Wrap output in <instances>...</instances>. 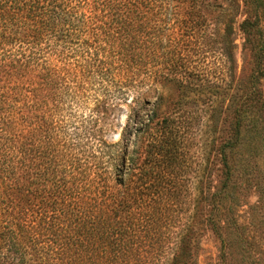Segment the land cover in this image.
I'll return each instance as SVG.
<instances>
[{
	"label": "trees",
	"instance_id": "1",
	"mask_svg": "<svg viewBox=\"0 0 264 264\" xmlns=\"http://www.w3.org/2000/svg\"><path fill=\"white\" fill-rule=\"evenodd\" d=\"M184 1L0 0V264L139 262L137 248L149 235L154 239L165 200L173 198L161 186L158 165L171 160L177 128L168 117L157 120L161 94L143 126L148 135L143 161L152 157L150 166L125 158L123 129L121 158L114 161L112 146L102 144L110 173L95 175L93 165L73 153L68 128L81 103L95 105L89 118L106 113L110 88L120 93L143 69L154 19L180 14ZM189 1L188 8H195L196 0ZM241 2L245 17L238 29L254 70L244 95L229 108L230 129L217 148L220 181L209 195L215 203L226 196L229 154L242 145L243 128L244 156L264 157V104L257 87L263 75L264 0ZM175 59L168 67L180 75L184 55L177 52ZM155 78L163 89L166 78ZM166 82L180 87L174 76ZM90 133L85 130L88 138ZM184 242L179 240L170 264H186Z\"/></svg>",
	"mask_w": 264,
	"mask_h": 264
},
{
	"label": "rangeland",
	"instance_id": "2",
	"mask_svg": "<svg viewBox=\"0 0 264 264\" xmlns=\"http://www.w3.org/2000/svg\"><path fill=\"white\" fill-rule=\"evenodd\" d=\"M241 1L196 0L195 8L189 9L190 1L185 0L180 14L154 19L156 28L163 30L152 28L153 43L144 52L143 69L125 81L120 93L110 88L106 113L100 111V103V112L89 118L95 105L81 103L76 122L68 128L75 139L73 153L88 160L95 175L110 173L100 153L102 144L112 146L108 151L114 161L121 158L123 129H129L123 134L125 158L131 155L134 164L150 166L152 157L143 161L148 142L143 126L161 94L157 120L168 117L177 128L171 160L165 157L158 165L161 186L173 198L165 200L157 237L148 233L151 240L137 248L136 264H170L182 239V251H188L186 264H264V157L260 152L244 156V128L242 145L229 154L232 173L226 196L221 203L209 200L219 186L217 148L230 129L229 108L244 95L254 70L238 29L245 17ZM260 26L264 56V15ZM177 52L184 55L180 75L168 67ZM262 72L257 87L264 104V59ZM158 74L166 80L174 76L180 87L165 80L160 89L155 82ZM85 130H91L89 138Z\"/></svg>",
	"mask_w": 264,
	"mask_h": 264
}]
</instances>
